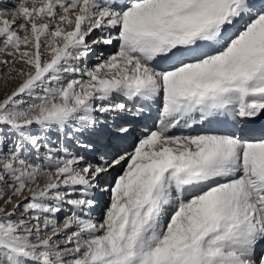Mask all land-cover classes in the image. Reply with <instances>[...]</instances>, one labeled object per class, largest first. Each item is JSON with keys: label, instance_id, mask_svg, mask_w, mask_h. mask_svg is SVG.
Segmentation results:
<instances>
[{"label": "rangeland", "instance_id": "1", "mask_svg": "<svg viewBox=\"0 0 264 264\" xmlns=\"http://www.w3.org/2000/svg\"><path fill=\"white\" fill-rule=\"evenodd\" d=\"M251 1L154 0L138 10L137 17L126 25L125 33L129 35L128 43L134 49L133 54L142 59H153L167 48L176 50L207 40L215 42L214 37H219L238 14L244 13ZM20 8L19 14L22 13L29 22L22 35L0 32V264H228L227 257L234 252L240 255L242 248L238 236L241 233L237 229L240 221L243 219V222L256 225L255 233L245 240L246 243L243 242L244 246L264 228V146L245 151L241 156L240 153L236 155L229 142L203 141L193 146L187 141V145V136L182 132L175 133L176 137L165 143V153L160 149L163 156L160 157L157 150L150 157H140L129 165L119 190L120 209L114 218V227L99 244L96 254L86 253L85 249L76 251L75 244L54 246L70 229L59 227L61 221L66 215L74 219L73 208L65 209V204L57 203L55 196L58 194L63 200L77 199V195H68L67 192L79 186L68 187L65 183L63 186L57 184L50 191L43 190L44 176L50 173L54 176L59 170V166L45 164L47 151L61 155V135L56 132L48 134L58 141L53 143L54 150L42 148L41 141L47 137L44 134L47 129L34 126L30 130L28 126L32 125L27 123L35 118L33 120H43V125L48 124L45 120H49L50 114L72 108L76 105L75 98L82 99L80 102L87 105L89 101L86 104L83 97L93 86L87 83L79 90V95L73 92L77 90L75 86L70 90L69 100L65 101L66 107L59 104L62 102L59 89L63 86L64 72L50 68L40 74L39 68H43L48 57L59 49L54 47L65 36L63 31L67 20L63 17L57 20L53 16L56 7L52 0L27 8L26 12H23L24 7ZM260 13H264V9ZM0 17L1 20L3 17ZM249 18L256 24H253L254 32L231 47L227 42L228 49H224L226 44L223 45L222 50L216 51L220 55L223 50L225 52L222 57L219 55L220 60L215 58L203 65L184 68L163 79V90L178 114H187L186 117L193 114L196 119L197 113H192V105L196 102L194 108H197L198 104L207 103L212 98H220L224 106L232 104L235 112L242 114L244 109L240 100L255 92H264V17ZM51 20H54L52 25ZM90 24L80 26L82 31L87 32ZM237 28L239 26L234 29ZM236 30L223 41H227ZM35 74H38L35 84H27L22 94L11 96ZM144 80L140 78L138 82H146ZM124 83L122 89L127 94L134 87L129 82ZM135 87L140 88L139 85ZM50 104H54L52 108H49ZM95 118L93 121L97 123ZM19 130L44 139L33 146L23 139ZM36 147L40 148L39 153L35 151ZM78 152L74 151L75 154ZM114 152V155H108L107 166L115 160L117 152ZM127 163L122 166L120 174L124 173ZM233 169H238L236 175L244 180L230 188L209 193L192 204L182 218V224H178L175 237L172 235L169 242L163 244L164 249L160 242L162 234L154 232L153 226L156 211L163 205V193H174L176 187L186 182L198 183L201 190H205L213 182L228 178ZM168 170L172 177L159 175ZM45 181L49 183L51 179L48 177ZM110 195H106V206L111 201ZM173 205L181 207L179 199ZM156 241L161 244H155ZM11 243L25 248L15 254L9 246Z\"/></svg>", "mask_w": 264, "mask_h": 264}, {"label": "bare ground", "instance_id": "2", "mask_svg": "<svg viewBox=\"0 0 264 264\" xmlns=\"http://www.w3.org/2000/svg\"><path fill=\"white\" fill-rule=\"evenodd\" d=\"M152 1L154 0H52L53 6L56 7L52 12L53 16L57 17V20L65 18L67 27L63 31L65 36L54 47L59 49L48 57L45 66L39 68V73L49 71L50 68L53 71L62 69L64 72L62 77H65L63 86L59 89L62 100L59 104L62 105L69 100L72 94L70 90H73L75 86L77 89L76 92L73 90L75 95H79V90L87 83L93 86L91 90L86 91L85 96L89 93L88 96L83 97L86 104L89 101L87 105L80 102L82 99L78 101L75 98V106L61 110L60 113L50 114L48 116L50 121L45 120L48 123L46 125H43L44 121L41 119L28 120L27 124L32 125L28 126L30 130L34 129V126L39 128L43 126L47 129L44 133L47 136L45 139L19 130V134L29 144L37 146L40 144V139H44L41 141L42 148L51 150H54L53 143L58 141L53 140L48 134L56 132V135L59 133L61 135V155H52L47 151L46 162L48 164H45L46 166H59V170L54 176L51 173L44 176L43 190L50 191L57 184L63 186L66 185L65 183L68 187L75 185L81 187L80 189H77L79 187L69 188L70 191L67 192L68 195H77L76 198L79 200L70 197L63 200L58 197V194L55 196L57 203L61 201L60 203L65 204V209L73 208L74 219L71 220L66 215L61 221L59 227L65 226L70 229L68 228L69 232L67 230L65 237L61 241L57 240L54 246L75 244L76 251L85 249L86 253L96 254L99 244L114 227V218L120 209L118 206L120 204L119 190L129 165L140 157H150L154 151L160 152L161 149L165 153L167 150L165 143L175 138L177 132L184 133L187 136L186 144L190 142L193 146L203 141L229 142L236 155L240 153L241 156L245 151L264 146V130H256L257 126L264 127V92H255L256 94L241 98L244 109L242 114L240 111L239 114L235 112L232 102L231 105H222L220 98H212L207 103L198 104L197 108H194L195 102L192 105V113H197L194 119L193 114L192 117H186V112V115L178 114L174 103L163 90L164 78L184 68L203 65L214 61L215 58L219 59L223 56L224 50L221 52L222 55L216 51L222 50L223 45L228 42V45L232 46L234 42L242 41L247 38V35L252 34L255 23H252L254 20L251 21L249 17H264V13H260V10L264 9V0H252L244 13L238 14L222 30L219 37H214L215 42L198 41L196 45L176 50L167 48L153 59L144 56L142 59L140 55L132 53L134 49L128 43L129 35L125 33V30L126 25L137 17L138 10ZM48 2L49 0H0V16L3 17L0 20V32L7 31L10 34L20 35L21 33L22 35L26 29L25 24L29 22L22 13L19 14L20 7H24L23 12H26L27 8ZM53 21H50L51 25ZM86 23H91V26L88 27L87 32H84L80 26ZM13 26L16 27L13 28ZM236 26H239L237 30L234 29ZM234 30L236 32L229 36L227 41H223V38L226 39L225 37ZM226 48L227 44L224 49ZM126 67H128L127 70ZM140 78L145 79L146 82L139 83ZM37 81L38 74H35L24 81L12 94L10 93L11 96L22 94L27 84L30 86L31 83L35 84ZM124 82H129L134 87L127 94L122 89ZM136 85L140 88L135 87ZM93 103L95 104L92 105ZM53 105L48 106L52 108ZM85 111L88 114H84ZM94 118L97 123L93 121ZM248 129L256 131L251 132ZM155 145H157L156 150ZM39 149L36 147L34 150L37 152ZM76 150L79 152L75 154ZM113 152H117L116 158L110 166H107L108 155ZM162 152H160V157L163 156ZM126 162H128L127 167L124 173L120 174ZM237 170H231L228 178L213 182L205 190H201L198 183L192 185V182H186L181 184V187H174V193H163V205L158 207L157 215L153 218L154 225L152 224L155 226L154 232L159 231V234H162L160 240L162 244L157 241L155 244L163 245L169 242V238L175 235L178 224H182L181 221L188 213L189 207L196 201L216 190H224L241 183L244 179L236 175ZM171 173L170 170L166 173L161 171L159 175L168 178L172 177ZM48 177L51 179L49 183L45 181ZM108 193L111 194L109 196L111 201L106 206L104 201ZM50 194L53 195V193ZM177 199L181 207L176 206L177 211H175L176 207L173 202ZM242 220L240 226L237 227L241 233L238 237L242 249L238 248L242 253L239 251L240 255H236L237 253L232 252V256L227 257L226 261L228 264H264V228L254 240L251 239L250 244L244 246L243 242L246 243L245 240L255 233L256 225ZM9 246L15 254L25 248L23 245L17 246L14 243Z\"/></svg>", "mask_w": 264, "mask_h": 264}]
</instances>
